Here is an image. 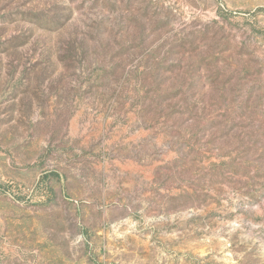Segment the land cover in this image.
<instances>
[{
	"label": "rangeland",
	"instance_id": "obj_1",
	"mask_svg": "<svg viewBox=\"0 0 264 264\" xmlns=\"http://www.w3.org/2000/svg\"><path fill=\"white\" fill-rule=\"evenodd\" d=\"M0 264H264V0H0Z\"/></svg>",
	"mask_w": 264,
	"mask_h": 264
}]
</instances>
